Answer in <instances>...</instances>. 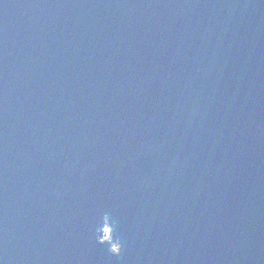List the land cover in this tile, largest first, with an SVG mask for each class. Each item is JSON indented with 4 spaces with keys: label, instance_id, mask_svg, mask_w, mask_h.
Listing matches in <instances>:
<instances>
[{
    "label": "water",
    "instance_id": "water-1",
    "mask_svg": "<svg viewBox=\"0 0 264 264\" xmlns=\"http://www.w3.org/2000/svg\"><path fill=\"white\" fill-rule=\"evenodd\" d=\"M0 264H264V0H0Z\"/></svg>",
    "mask_w": 264,
    "mask_h": 264
},
{
    "label": "clouds",
    "instance_id": "clouds-1",
    "mask_svg": "<svg viewBox=\"0 0 264 264\" xmlns=\"http://www.w3.org/2000/svg\"><path fill=\"white\" fill-rule=\"evenodd\" d=\"M101 238H102V237H99V243H101ZM101 244H102V243H101ZM118 244H119V247H116V246H110L109 249H108V251H109L111 254H116V255L120 254V252H121V248H122V245H121L120 243H118Z\"/></svg>",
    "mask_w": 264,
    "mask_h": 264
}]
</instances>
